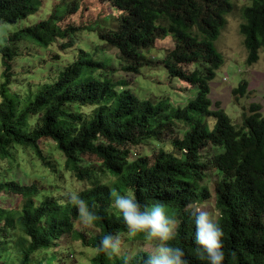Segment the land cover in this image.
I'll return each mask as SVG.
<instances>
[{"label": "trees", "instance_id": "1", "mask_svg": "<svg viewBox=\"0 0 264 264\" xmlns=\"http://www.w3.org/2000/svg\"><path fill=\"white\" fill-rule=\"evenodd\" d=\"M122 14L116 29L99 32L108 47L118 50L123 71L140 75L145 68H156L150 54L160 42L172 38L176 47L161 64L172 80L182 81L199 91L187 108L166 114L162 106L139 101L130 91L102 81L95 73L104 66L82 51L79 60L62 72L28 106L11 92L14 63L21 59L20 42L33 40L45 47L69 41L81 29L64 30L65 17L58 11L49 20L28 27L13 36L0 51L6 71L0 90V158H16L19 147L34 149L44 158L39 143L55 141L66 157L65 167L91 188L82 192L88 212L96 219L99 233L84 243L96 250L91 264H144L149 253L133 258L99 250L104 235L129 233L121 213L112 211L113 193L121 187L135 194L142 206L163 204L177 223L176 237L168 243L184 249L188 264H207L195 244V224L186 209L211 197L203 185L210 166L202 151L213 147L217 153L209 162L217 169V207L225 259L222 264H264V115L253 105L244 114L243 124L212 101V83L225 66L217 43L235 12L234 0H107ZM40 0H0V22L16 25L39 13ZM67 14L78 13V4ZM59 13V14H58ZM241 34L249 53L247 65L254 67L264 52V0H252L243 10ZM87 31H95L93 26ZM73 48L72 44L63 47ZM248 81L234 91L237 101L249 95ZM85 108H95L92 114ZM217 108V110H215ZM37 118L31 130L29 119ZM211 122L214 126H211ZM186 128L183 138L177 136ZM172 140L175 152L161 149L152 160L150 154L133 159L135 149ZM95 156L100 163L84 167L81 159ZM139 155V154H138ZM107 173L117 178L115 185L103 182ZM9 192L25 198L20 210L1 207V196ZM37 185L0 182V263L45 264L53 249L69 234H77L79 207L47 197L40 205ZM141 235L144 236L143 233ZM42 257V259H40Z\"/></svg>", "mask_w": 264, "mask_h": 264}, {"label": "rangeland", "instance_id": "2", "mask_svg": "<svg viewBox=\"0 0 264 264\" xmlns=\"http://www.w3.org/2000/svg\"><path fill=\"white\" fill-rule=\"evenodd\" d=\"M42 2L39 13L22 21L16 25H8L0 22V51L9 46L10 39L22 30L36 26L50 19L56 13L65 17L61 27L81 29V32L75 36V39L69 41H59L57 44L45 47L33 40H24L20 42L21 59L14 63L13 84L11 92L18 96L26 107L31 104L35 98L44 92L48 85L55 83L60 74L69 66L74 65L82 51L87 52L97 63L104 66L95 73V77L102 81H108L117 85L119 91H130L139 101L152 102L156 106H162L170 115L174 111L187 108L189 103L195 101L199 91L188 84L172 80L166 68L161 64L169 51L176 47L172 38L160 42L157 49L150 54L152 60L157 63L156 68H145L140 75L128 74L123 71V65L119 58L120 53L108 47L107 43L101 40L99 32L102 28L106 30L116 29L117 20L122 16L117 12L107 0H40ZM78 4V13L74 15L67 14L69 6ZM235 12L228 17V26L223 31L222 37L217 43L219 52L225 60V66L217 73V79L212 83V101L221 105L222 109L233 119L236 125L243 124L244 114H249L253 105L261 106L264 115V52L261 53V61L254 67L247 65L249 53L245 47V38L241 34V26L244 24L243 10L252 5V0H234ZM90 26L95 31H87ZM72 44L73 48L64 49L63 47ZM6 71L2 56L0 54V90L5 80L3 79ZM250 83L249 95L237 101L234 91L238 89L243 82ZM2 102L0 96V104ZM95 108H85L84 113L92 114ZM217 110V108L215 109ZM38 119L33 117L29 119L31 130L37 124ZM211 126L214 123L211 122ZM186 128L177 134L183 138ZM44 158H40L34 149H23L15 152L16 158L2 160L0 158V182L16 181L24 185H37L41 196L35 198L36 204L40 205L42 200L51 197L59 200L62 204L77 205L71 202L70 197L79 195L90 189L88 181H80L79 178L65 167L66 157L59 149L57 143L52 139H42L39 143ZM164 149L169 152H175L172 140L164 143H152L135 149L133 159L142 154H150L154 160L156 154ZM217 153L213 147H208L202 151L203 161L208 163L210 170L206 177L205 184L210 188L211 197L204 202L195 204L213 211L218 219L221 212L217 207L216 190L220 182L217 169L214 168L212 157ZM139 154V155H138ZM84 167L100 163L95 156L85 155L81 159ZM104 183L112 186L117 183V178L107 173V176L101 175ZM123 194L132 193L124 187H121ZM26 200L20 195L5 192L1 196V207L10 210H20L25 206ZM80 218L76 221L77 234H69L59 241L58 247L53 249V264H91L96 255V250L87 246L84 240L79 238V234L87 237L96 235L99 230L94 222L85 224L83 217L87 214V207L78 206ZM113 212L119 214L115 207ZM177 222V221H176ZM178 226V223H177ZM177 231V230H176ZM121 246L117 256H126L133 258L141 253H149L158 243L154 240H148L145 235L137 233L132 235L124 233L119 235ZM42 259V257L40 258ZM50 257L45 264H50ZM2 264V263H0ZM9 264H17V261Z\"/></svg>", "mask_w": 264, "mask_h": 264}, {"label": "clouds", "instance_id": "3", "mask_svg": "<svg viewBox=\"0 0 264 264\" xmlns=\"http://www.w3.org/2000/svg\"><path fill=\"white\" fill-rule=\"evenodd\" d=\"M113 196L114 207L121 213L129 233H143L148 240L158 242L144 264H188L184 249L168 243L176 237L177 222L163 204L142 206L134 193H113ZM70 199L77 206L87 207L79 195L71 196ZM186 211L195 224L194 241L200 246L201 258L206 259L207 264H222L225 259L222 243L224 232L217 215L196 205H190ZM83 219L85 224H91L96 217L92 212H87ZM120 246V236L113 234L104 235L98 245L100 251L111 250L113 253L118 252Z\"/></svg>", "mask_w": 264, "mask_h": 264}]
</instances>
